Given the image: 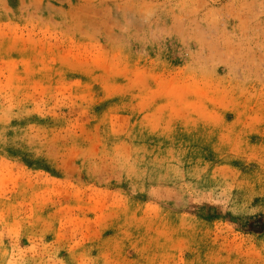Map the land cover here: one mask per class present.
<instances>
[{
	"label": "rangeland",
	"instance_id": "rangeland-1",
	"mask_svg": "<svg viewBox=\"0 0 264 264\" xmlns=\"http://www.w3.org/2000/svg\"><path fill=\"white\" fill-rule=\"evenodd\" d=\"M0 264H264V0H0Z\"/></svg>",
	"mask_w": 264,
	"mask_h": 264
}]
</instances>
